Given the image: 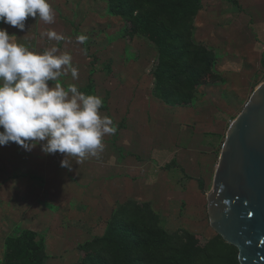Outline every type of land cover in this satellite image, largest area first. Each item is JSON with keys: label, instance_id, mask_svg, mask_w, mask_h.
<instances>
[{"label": "rangeland", "instance_id": "obj_1", "mask_svg": "<svg viewBox=\"0 0 264 264\" xmlns=\"http://www.w3.org/2000/svg\"><path fill=\"white\" fill-rule=\"evenodd\" d=\"M48 2L54 23L28 17L23 30L3 22L0 28L30 51L68 52L78 78L69 73L49 85L91 89L117 132L104 137L99 160H73L71 170L61 167L63 154H45L39 144L0 146V259L4 238L30 229L43 245L44 264H91L95 254L110 261L116 226L124 225L198 248L213 243L210 251L227 263L221 241L229 243L209 224L206 196L231 121L264 81V0H200L188 19L190 40L211 59L196 84L167 91L184 100L177 104L158 98L156 48L143 35L126 36L123 21L107 14V0ZM48 30L64 39L42 35ZM79 35L87 41L77 42Z\"/></svg>", "mask_w": 264, "mask_h": 264}, {"label": "clouds", "instance_id": "obj_2", "mask_svg": "<svg viewBox=\"0 0 264 264\" xmlns=\"http://www.w3.org/2000/svg\"><path fill=\"white\" fill-rule=\"evenodd\" d=\"M28 17L45 24L55 21L48 0H0V22L23 30ZM42 35L57 42L64 39L53 30ZM14 37L0 28V146L15 142L31 150L39 144L45 154H63L60 164L68 170L73 160L77 164L99 160L104 137L117 132L114 120L100 112L103 98L81 92L75 84L50 86L49 81L69 73L73 80L78 78L72 56L57 47L36 53ZM76 39L83 44L88 37Z\"/></svg>", "mask_w": 264, "mask_h": 264}, {"label": "trees", "instance_id": "obj_3", "mask_svg": "<svg viewBox=\"0 0 264 264\" xmlns=\"http://www.w3.org/2000/svg\"><path fill=\"white\" fill-rule=\"evenodd\" d=\"M199 4L200 0H107V14L123 21L126 36L143 35L156 48L158 56L153 76L158 98L165 103L184 101L168 98L167 91L172 92L181 82L196 84L200 67L211 59L209 52L190 40L188 19ZM91 91L83 92L91 94ZM116 231L117 239L109 245L110 261L95 254L90 257L91 264H212L213 261L239 264L236 247L222 241L227 249V263L218 254L220 251H210L213 243L198 248L190 240L176 243L162 231L148 230L139 235L124 225L116 226ZM110 232L111 226H108L106 234ZM104 245H107L106 239ZM44 257L43 245L36 240V233L24 229L4 238L0 264H44Z\"/></svg>", "mask_w": 264, "mask_h": 264}, {"label": "water", "instance_id": "obj_4", "mask_svg": "<svg viewBox=\"0 0 264 264\" xmlns=\"http://www.w3.org/2000/svg\"><path fill=\"white\" fill-rule=\"evenodd\" d=\"M206 199L210 226L239 264H264V81L226 131Z\"/></svg>", "mask_w": 264, "mask_h": 264}]
</instances>
